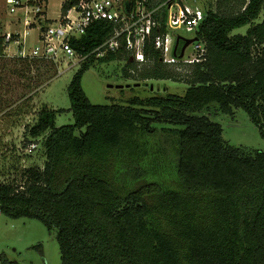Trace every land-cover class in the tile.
I'll return each instance as SVG.
<instances>
[{
	"label": "trees",
	"instance_id": "trees-1",
	"mask_svg": "<svg viewBox=\"0 0 264 264\" xmlns=\"http://www.w3.org/2000/svg\"><path fill=\"white\" fill-rule=\"evenodd\" d=\"M202 8L195 34L205 56L184 72L164 62L153 39L141 64L124 47L98 58L126 60L124 75L141 81L186 76L183 95L92 103L83 77L113 26L97 21L71 39L90 56L68 85L70 107L45 104L29 130L42 138L43 168H28L22 186L0 180V212L57 229L62 264H264V149L231 143L204 113L214 102L225 113L243 108L264 136V17L255 22L264 0ZM246 25V33L232 34ZM2 30L0 56L8 46ZM66 111L75 122L57 125ZM1 264L20 262L5 253Z\"/></svg>",
	"mask_w": 264,
	"mask_h": 264
},
{
	"label": "rangeland",
	"instance_id": "rangeland-1",
	"mask_svg": "<svg viewBox=\"0 0 264 264\" xmlns=\"http://www.w3.org/2000/svg\"><path fill=\"white\" fill-rule=\"evenodd\" d=\"M63 1L49 0L45 13L48 19L41 21V24L47 25L53 22L51 19L59 16ZM188 1L204 7L209 3L216 5L218 0ZM9 11L7 0H0L2 32H22V24H16L13 14ZM263 17L264 9L255 22H261ZM36 26L31 28V33L26 37L25 52L29 55H22L23 44L11 42L5 55L0 56V180L19 186L24 184V174L28 168H43L46 160L42 138L34 139L31 136V126L36 123L45 104L55 109L70 107L68 85L84 62L79 54L73 57L60 55L57 59L44 58V61L35 59L31 54L38 43L40 32ZM249 27L250 25H246L237 28L232 34H244ZM175 32L185 38L196 37L193 31L176 29ZM182 46L183 44L179 49ZM193 47L194 44H190L187 52H193ZM98 58L86 71L82 81L92 103L128 104L136 96L148 98L167 93L183 95L188 88L186 76L178 80L141 81L124 75L126 60L99 62ZM48 61H53V65L48 64ZM209 108L210 110H204V113L222 125L225 139L252 152L264 149V136L243 108H234L233 113H225L215 102ZM56 122L60 126L74 123L75 118L71 111H66L58 114ZM160 139L173 159L171 142L164 141L162 135ZM167 178L170 183H175L173 176ZM5 253L20 264H62L57 229L49 230L35 217L12 218L0 212V264L1 256Z\"/></svg>",
	"mask_w": 264,
	"mask_h": 264
},
{
	"label": "built area",
	"instance_id": "built-area-1",
	"mask_svg": "<svg viewBox=\"0 0 264 264\" xmlns=\"http://www.w3.org/2000/svg\"><path fill=\"white\" fill-rule=\"evenodd\" d=\"M13 21L22 24V32H5L7 48L11 42L23 44L21 51L25 52L26 37L31 28L39 27L38 43L31 56L36 58L57 59L60 55L73 57L77 55L71 44V39L80 37L97 21L111 23V35L97 47V57L105 56L110 51L124 47L132 58L140 64L145 62L144 48L146 42L154 40L155 47L162 52L165 63L177 66L180 71L183 66L200 62L205 56V43L193 42V52L180 56L174 53L176 40L179 36L175 30L181 29L195 32L205 19L204 9L193 1L188 0H64L59 16L51 19L47 25L45 16L49 0H7ZM69 3L67 10L63 4ZM165 14V22L163 16ZM166 31H162L164 27ZM184 40H181V42ZM180 42V46H181ZM179 46V48H180ZM90 54L82 56L86 60ZM35 146V145H34ZM33 146V147H34Z\"/></svg>",
	"mask_w": 264,
	"mask_h": 264
},
{
	"label": "water",
	"instance_id": "water-1",
	"mask_svg": "<svg viewBox=\"0 0 264 264\" xmlns=\"http://www.w3.org/2000/svg\"><path fill=\"white\" fill-rule=\"evenodd\" d=\"M181 40H184V44L181 48V52H180V56H183L187 47L192 44L193 42L195 41H198V38L197 37H194V38H185V37H182V36H179L176 40V45H175V48H174V53L175 54H178V49H179V46H180V42Z\"/></svg>",
	"mask_w": 264,
	"mask_h": 264
},
{
	"label": "flooded vegetation",
	"instance_id": "flooded-vegetation-1",
	"mask_svg": "<svg viewBox=\"0 0 264 264\" xmlns=\"http://www.w3.org/2000/svg\"><path fill=\"white\" fill-rule=\"evenodd\" d=\"M181 45H182V42H181Z\"/></svg>",
	"mask_w": 264,
	"mask_h": 264
}]
</instances>
